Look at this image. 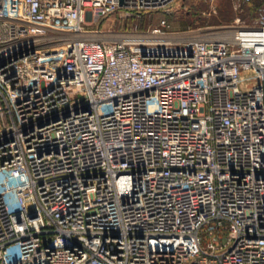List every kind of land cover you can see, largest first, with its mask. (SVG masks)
<instances>
[{"label":"built area","instance_id":"2783aa9c","mask_svg":"<svg viewBox=\"0 0 264 264\" xmlns=\"http://www.w3.org/2000/svg\"><path fill=\"white\" fill-rule=\"evenodd\" d=\"M179 1L0 0V264H264V0L96 28Z\"/></svg>","mask_w":264,"mask_h":264},{"label":"rangeland","instance_id":"374dc122","mask_svg":"<svg viewBox=\"0 0 264 264\" xmlns=\"http://www.w3.org/2000/svg\"><path fill=\"white\" fill-rule=\"evenodd\" d=\"M259 3L260 0H253L251 5L244 7L243 12H237L233 0H180L168 14L154 11L139 21L133 17L122 19L116 14L102 21L96 28L107 32L147 31L165 17L175 31L221 26L232 22L236 16H240L242 21L251 22L256 16L255 8Z\"/></svg>","mask_w":264,"mask_h":264},{"label":"trees","instance_id":"16d2710c","mask_svg":"<svg viewBox=\"0 0 264 264\" xmlns=\"http://www.w3.org/2000/svg\"><path fill=\"white\" fill-rule=\"evenodd\" d=\"M253 3V2H252ZM151 14V12H149V13H145V14H143L142 16H140L139 18H138V16H134L133 18L135 19V20H137V21H139L138 19H141V20H143V19H145L148 15H150ZM140 20V21H141ZM161 21V20H160ZM160 21H159V23H160ZM158 23V24H159ZM158 24H156V25H158ZM155 26V25H154ZM151 28V27H150ZM149 29V28H148ZM147 29V30H148Z\"/></svg>","mask_w":264,"mask_h":264},{"label":"bare ground","instance_id":"6f19581e","mask_svg":"<svg viewBox=\"0 0 264 264\" xmlns=\"http://www.w3.org/2000/svg\"><path fill=\"white\" fill-rule=\"evenodd\" d=\"M144 39L145 40H153L152 38H144ZM132 40H138V37L136 35H132Z\"/></svg>","mask_w":264,"mask_h":264}]
</instances>
